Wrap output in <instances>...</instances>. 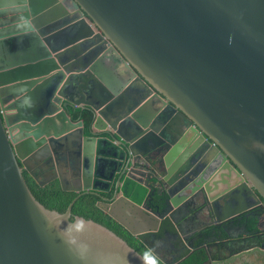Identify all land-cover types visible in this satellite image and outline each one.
I'll use <instances>...</instances> for the list:
<instances>
[{"label":"water","instance_id":"obj_1","mask_svg":"<svg viewBox=\"0 0 264 264\" xmlns=\"http://www.w3.org/2000/svg\"><path fill=\"white\" fill-rule=\"evenodd\" d=\"M84 109L89 130L73 118ZM26 175L94 193L163 264L152 241L185 244L196 213L230 238L227 222L264 211V0H0V264H152L105 225L71 219L76 198L44 206ZM255 217L235 253L217 240L198 264H264Z\"/></svg>","mask_w":264,"mask_h":264},{"label":"trees","instance_id":"obj_2","mask_svg":"<svg viewBox=\"0 0 264 264\" xmlns=\"http://www.w3.org/2000/svg\"><path fill=\"white\" fill-rule=\"evenodd\" d=\"M73 118L76 120L82 119L85 130H89L93 122V113L89 109L79 110L74 113ZM26 178H28L27 183L35 198L47 208L55 209L59 212H64L70 202H72V200L76 198L71 207V219L73 218V215H80L85 218L93 219L105 225L106 227L114 231L116 234L121 236L124 240L128 242V244L135 248L152 264H163L146 247L139 243L124 227H122L119 223H117L113 218H111L107 213L102 211L96 205L97 201H99L100 198L94 193L88 192L78 195V193L73 191H64L61 189L60 183L57 179L47 183L44 186H39L29 176L26 175ZM160 198V195L156 196V202H158ZM249 211H246L241 214H244V218H242L240 222H245L246 226L249 229H255L257 218L253 214H250L246 217L245 214H247V212ZM237 219L238 218L235 217L234 220ZM193 236L195 241L193 242L194 251L179 264L200 263L203 260V254L205 249L203 247H199L200 249H198V244L217 241L219 240L218 238H223L226 236V234L224 233L222 227L216 225H209L204 227L198 233H195Z\"/></svg>","mask_w":264,"mask_h":264},{"label":"flooded vegetation","instance_id":"obj_3","mask_svg":"<svg viewBox=\"0 0 264 264\" xmlns=\"http://www.w3.org/2000/svg\"><path fill=\"white\" fill-rule=\"evenodd\" d=\"M188 207L191 208L190 205ZM250 214H253L255 216L256 215L261 216L264 215V211L262 209H258L254 207L249 212H247L245 216L247 217ZM243 215L237 216L238 218L237 220H234L235 219L234 218L233 220L225 224V227L229 229L230 238L227 239V235L223 238H218L219 240L224 241V243L222 244L223 247L228 248V252H232V254L236 252L234 248H238L241 246V243H238V241L235 240V237L237 236L238 233L245 230L244 228L241 229L238 228L239 225L241 226L246 224L245 222H240V220L244 218ZM210 221H211L210 216L207 215V217H202L201 212L192 215L190 219H187L184 223H182L180 228L181 233L184 235L182 236L185 239V244H183L182 241L179 242V238L177 237V235L175 236L167 235L163 239L152 241V246L154 251H156V253L168 264H179L185 259V256L188 257V255H190L194 251L193 242L195 241L193 235L201 231L204 227H206L205 225ZM262 226L264 227V220L262 221ZM199 247L211 248L214 251L217 249V247L214 246V242L202 243V244L200 243L198 244L197 248L200 249ZM189 248H192V252L190 254H187ZM180 256L184 258L176 262V258Z\"/></svg>","mask_w":264,"mask_h":264},{"label":"crops","instance_id":"obj_4","mask_svg":"<svg viewBox=\"0 0 264 264\" xmlns=\"http://www.w3.org/2000/svg\"><path fill=\"white\" fill-rule=\"evenodd\" d=\"M114 61L110 60V58L108 59L107 63H105L103 65V68H102V76L108 80L109 82H112V83H115V82H118L119 81V77H120V70L119 68H116V66L113 64ZM130 86V89L129 91H132V92H136L137 90H139V88H141V84L138 83V82H135V81H131L129 83ZM186 148V147H185ZM185 148H180V150H178L175 154H174V157L172 158V164L174 162H177V159L179 158V156L186 150ZM68 157H66L62 163H61V166L63 167L62 170L66 172V169H67V163L68 160H67ZM241 203H246L245 200H240L239 199H235L234 201V206L235 205H238V204H241ZM201 216L202 217H207V213L204 211V212H201Z\"/></svg>","mask_w":264,"mask_h":264}]
</instances>
